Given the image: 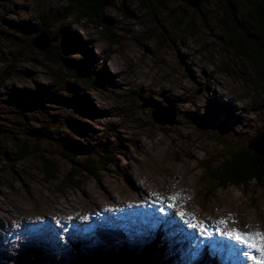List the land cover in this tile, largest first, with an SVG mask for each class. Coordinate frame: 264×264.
Returning a JSON list of instances; mask_svg holds the SVG:
<instances>
[{"label": "rangeland", "instance_id": "rangeland-1", "mask_svg": "<svg viewBox=\"0 0 264 264\" xmlns=\"http://www.w3.org/2000/svg\"><path fill=\"white\" fill-rule=\"evenodd\" d=\"M189 1L141 9L139 0H112L108 30L69 13L68 0H0V264H105L121 252L140 262L150 245L151 264H194L201 242L216 245L220 264L260 259L236 257L240 246L216 224L264 233L263 190L202 180L203 162L217 167L264 132L257 72L235 50L252 4L229 30L221 0ZM23 35L86 66L98 89L43 60ZM36 128L48 136L33 138ZM102 149L115 161L96 163ZM86 157L96 179L79 169ZM192 217L207 237L188 226ZM203 261L218 264L207 253L195 264Z\"/></svg>", "mask_w": 264, "mask_h": 264}, {"label": "trees", "instance_id": "trees-1", "mask_svg": "<svg viewBox=\"0 0 264 264\" xmlns=\"http://www.w3.org/2000/svg\"><path fill=\"white\" fill-rule=\"evenodd\" d=\"M68 1L69 3L73 4L71 10L67 7V9H69V13L77 12L80 16L91 19L90 22H92L96 26L106 27V29L108 30L110 29L108 27V24H110L111 19L107 15H105L104 11L113 6L112 0ZM153 1L162 2L163 0H139L138 7H141V9L147 8L148 4H152ZM221 2L223 4V10L225 13V18L223 21H228L225 22V26L229 27V30L238 27L240 28L238 21H241V19L237 17V13H240L239 10L241 8V5L247 3L252 4V9L247 13V19L244 18V14H241L246 21V25H244V27L242 28H244L246 31L244 30V36L240 41L241 43L238 44L235 50L237 53L239 52V54L245 55L250 60L249 63L256 70L258 79L260 81L259 88L264 94V2L260 0H221ZM46 22L47 21L45 20L41 21V25L39 27L40 30L41 28L47 29V26L50 23ZM109 35L110 42H116V35L110 33ZM25 38H27L28 40V47H33V38L23 35V39ZM62 38L63 37H60V39ZM33 49L37 48L33 47ZM40 51L43 55V60L49 63L58 64L60 66L59 71L64 66L66 72L73 78H76L77 80L87 81L93 89H98L97 85L99 84V82L97 80H92L93 78H89L90 72L87 70L86 66H81L78 68L77 66L72 65L71 62H69V60L65 57H61L58 55L57 58L55 54L50 50ZM61 60L65 61L67 65L62 64ZM40 103L43 102L41 101ZM19 122H21L22 127H25L24 122ZM22 132L23 133L21 134H30L28 128L24 129ZM32 136L36 139H44L48 136L47 130H40L36 128L33 130ZM13 144H15V142H13ZM16 146L17 148H19V151H21V146L18 145V143H16ZM23 146H25V149L23 150L25 151L28 148L25 142H23ZM72 154V151L69 153L66 152L65 157L69 161H72V158H70V155ZM95 159L96 163L98 162L102 165H107L115 161L114 156L110 151H106V149H102L100 150V152L96 153ZM41 162L45 170V177L50 180V178L52 177L50 172L51 167H49L48 163H46L45 160L42 159ZM203 164L202 180H204L207 184L213 186L214 190L218 188L223 189L228 186H234L239 189L245 187L249 182L254 181L256 185L263 190L264 193V157H260L259 155L254 153L251 149L248 148L247 145L242 147V149L240 150L228 153V156L223 158L222 162H220L219 166L217 167H212L211 164H209L207 161L203 162ZM114 165H116V162L114 163ZM79 167V169L86 171L96 179L97 172L95 171V162L92 158L86 157L83 163L79 165ZM158 234L159 237L163 238L161 233ZM163 239L165 240V237ZM156 241L157 244H159V240L156 239ZM145 251L146 253L143 254V256L140 258V262L131 257V254L126 252H121V254L118 255L116 259H112L114 262L107 260L109 257L105 256L100 260V262H102L103 260L104 262H106L105 264H151V253L153 252L152 245L146 247ZM19 260L21 264H24V262L21 261L20 257L18 258V262ZM132 261L135 263H133ZM100 262L98 259V263ZM74 264L85 263L75 262Z\"/></svg>", "mask_w": 264, "mask_h": 264}, {"label": "snow or ice", "instance_id": "snow-or-ice-1", "mask_svg": "<svg viewBox=\"0 0 264 264\" xmlns=\"http://www.w3.org/2000/svg\"><path fill=\"white\" fill-rule=\"evenodd\" d=\"M167 206L169 208L173 207L171 203H169ZM161 212H163V209H161ZM180 215L181 217H184L186 216V213L181 212ZM186 223L191 229L197 230V234L199 236H208L207 227L203 222H198L194 217H192L189 218ZM221 223H224V221H221ZM158 227H160L159 224L153 225L154 229ZM225 235L228 237L229 240L235 241V243L239 245L241 249L244 250V257L250 260H255V257L251 255V252H258L260 254V259L256 260V264H264V233H241L238 230L233 229L232 231L225 233ZM205 253H207L210 259L217 260L218 264H220V261L223 259V257L218 254V249L214 243L209 242L207 245H204V243L201 242L198 244H194L192 248L191 258L194 264L195 262L202 260ZM237 254H239L238 250Z\"/></svg>", "mask_w": 264, "mask_h": 264}, {"label": "water", "instance_id": "water-1", "mask_svg": "<svg viewBox=\"0 0 264 264\" xmlns=\"http://www.w3.org/2000/svg\"><path fill=\"white\" fill-rule=\"evenodd\" d=\"M263 1L264 0H260ZM190 4L196 5V1L193 2L192 0L189 1ZM39 38H36L33 40V47L42 50L44 49V46L47 45V41L43 43H40L38 41ZM249 149H251L254 153L259 155L260 157H264V132L259 133L250 141V144L248 146Z\"/></svg>", "mask_w": 264, "mask_h": 264}, {"label": "bare ground", "instance_id": "bare-ground-1", "mask_svg": "<svg viewBox=\"0 0 264 264\" xmlns=\"http://www.w3.org/2000/svg\"><path fill=\"white\" fill-rule=\"evenodd\" d=\"M198 220V219H197ZM217 226H220L221 228H223L224 229V231L227 233V232H229V231H232L233 229H235V230H239L237 227H235V228H232L231 229V226H232V224H229L227 221H224V223H219L218 222V224H216ZM228 227H227V226ZM249 231V230H248ZM254 232V231H253ZM245 233H246V231H245ZM256 233V232H255ZM252 254H255V255H259L260 256V254L258 253V252H255V251H252L251 252ZM184 255H186L185 253H184Z\"/></svg>", "mask_w": 264, "mask_h": 264}]
</instances>
